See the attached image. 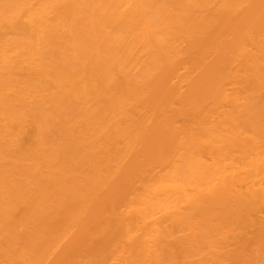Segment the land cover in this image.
I'll list each match as a JSON object with an SVG mask.
<instances>
[{"label":"bare ground","instance_id":"obj_1","mask_svg":"<svg viewBox=\"0 0 264 264\" xmlns=\"http://www.w3.org/2000/svg\"><path fill=\"white\" fill-rule=\"evenodd\" d=\"M90 96L76 175L43 141L51 125L71 141L72 102ZM256 107L264 0H0L3 231L44 234L29 264H164L166 243L206 232L220 257L237 223L264 240V146L243 128ZM1 243L0 264L23 259Z\"/></svg>","mask_w":264,"mask_h":264},{"label":"rangeland","instance_id":"obj_2","mask_svg":"<svg viewBox=\"0 0 264 264\" xmlns=\"http://www.w3.org/2000/svg\"><path fill=\"white\" fill-rule=\"evenodd\" d=\"M161 4H165V2ZM47 88L48 92L43 99L39 100L38 104L43 114L52 113L58 102V89L54 84H50ZM72 107L73 109L70 111L73 128L71 141L67 142L59 128L56 125H51L47 131V138L43 141V149L52 155L54 162L69 165L74 168L76 175H80L85 168L79 157L80 151L76 147V142L79 140V134L87 127L97 126V121L94 119L97 106L93 97L90 96L87 100H73ZM252 111V115L254 114L257 120L252 121L251 124H244L243 128L257 137L264 146V112L261 107H256ZM16 150L19 155L28 154V150L23 144H19ZM20 221L21 217L15 215V222L19 225ZM8 223L0 220V238L11 237L16 246L25 252L23 259H16L14 264H29L37 251L45 246L44 234L41 233L38 236L34 234L32 224H21L19 228L16 227V230L12 229L13 233L8 234V229L11 227ZM16 223L15 225H17ZM236 226L238 228L236 236L224 243L220 257L208 254L209 246L218 245L219 239L214 233L206 232L201 238L192 242L189 247H179L171 242L166 243L162 249L164 264H184V261L186 264H239L238 261L245 264H264V240L259 238L258 231L256 229L246 231L241 223H237ZM3 229L8 231H3ZM0 245L4 247L6 243Z\"/></svg>","mask_w":264,"mask_h":264}]
</instances>
